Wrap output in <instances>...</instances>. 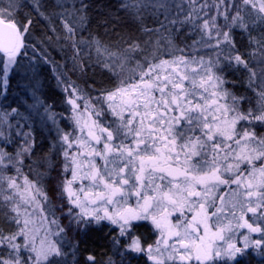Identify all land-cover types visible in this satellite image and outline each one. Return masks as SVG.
Instances as JSON below:
<instances>
[{"label": "snow or ice", "instance_id": "obj_1", "mask_svg": "<svg viewBox=\"0 0 264 264\" xmlns=\"http://www.w3.org/2000/svg\"><path fill=\"white\" fill-rule=\"evenodd\" d=\"M140 257L264 264V0H0V264Z\"/></svg>", "mask_w": 264, "mask_h": 264}, {"label": "trees", "instance_id": "obj_2", "mask_svg": "<svg viewBox=\"0 0 264 264\" xmlns=\"http://www.w3.org/2000/svg\"><path fill=\"white\" fill-rule=\"evenodd\" d=\"M101 4H109L112 8H115L117 0H100ZM101 32H103V29H100ZM237 39L239 40V36H237ZM237 79L239 80L240 77L237 74L235 77L230 76L229 79ZM40 81L42 84V88L41 91L45 94V96L47 97L48 101L50 103H54L56 106V109L59 108L60 109V105L62 104L61 101V93L55 89L54 84L55 82L51 79V73L48 71H44L41 73L40 75ZM73 79H76V77H73ZM79 83H81V86L83 85V81L80 80L78 81ZM239 92H243V89L241 87H237L236 89ZM18 93L13 92V95H17ZM23 99V98H22ZM13 123H15V121H13ZM41 133L43 134V132L41 131H37L36 133V139H37V148H36V152L37 155H40L42 153V150L44 152L48 151V147L51 143V139L50 136L48 134L45 133V135H41ZM137 234L143 236L146 240V242H150V239L152 237L149 229L146 226L140 227L137 229ZM100 235L101 234H97V233H91L89 236L87 237H82L81 239L83 240V243L81 244L82 248H87L90 251H95L98 255V257L100 256L101 252H106L107 248L104 246L105 245V241L100 239ZM257 259H251V260H246L245 264H257ZM132 264H146L145 258L140 257L138 260H133Z\"/></svg>", "mask_w": 264, "mask_h": 264}, {"label": "rangeland", "instance_id": "obj_3", "mask_svg": "<svg viewBox=\"0 0 264 264\" xmlns=\"http://www.w3.org/2000/svg\"><path fill=\"white\" fill-rule=\"evenodd\" d=\"M55 89H56V88H55ZM58 91H59V90H58ZM61 101H62V104L60 105V109H59V108L56 109L57 111H63L64 108H65V105L63 104V94H62V93H61ZM34 118H35L36 121H37V124H36L37 131H41V132H43L44 135H45V133L49 135V133H48V128L44 127L43 124H40V123H39V117H34ZM66 123H67V121L64 122V124H66ZM61 126L63 127L64 125L62 124ZM53 135H54V133H53ZM50 139H51V137H50ZM145 226L149 229V231H150V233H151V235H152V237H151V239H150V242H152V240H154L155 237H154V235L152 234L150 228H149L147 225H145ZM150 242H149V243H150Z\"/></svg>", "mask_w": 264, "mask_h": 264}]
</instances>
